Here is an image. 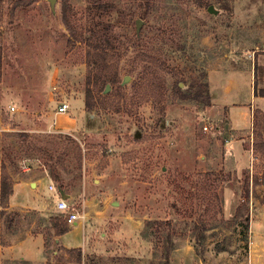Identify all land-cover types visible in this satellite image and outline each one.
I'll return each mask as SVG.
<instances>
[{
	"label": "rangeland",
	"instance_id": "obj_1",
	"mask_svg": "<svg viewBox=\"0 0 264 264\" xmlns=\"http://www.w3.org/2000/svg\"><path fill=\"white\" fill-rule=\"evenodd\" d=\"M0 60V166L55 186L0 211V264H166L167 230L169 264H264V0H0ZM63 193L88 219L141 220L144 249L75 261L55 240ZM8 231L43 234L44 261Z\"/></svg>",
	"mask_w": 264,
	"mask_h": 264
},
{
	"label": "crops",
	"instance_id": "obj_2",
	"mask_svg": "<svg viewBox=\"0 0 264 264\" xmlns=\"http://www.w3.org/2000/svg\"><path fill=\"white\" fill-rule=\"evenodd\" d=\"M12 175V174H11ZM14 187L13 193L10 197V204L7 207L9 210H13L16 207V202L14 199L17 197L22 199V202H25L30 194H37L41 191L43 187L48 185L49 187V179L44 177H36L29 175L27 171L24 172L21 177H13ZM0 188H1V166H0ZM50 189V188H49ZM1 196V190H0ZM63 198H65L69 203L72 198L70 194L63 193ZM60 199V198H59ZM58 199V200H59ZM69 199V200H68ZM2 207L0 205V211ZM79 211V210H78ZM81 217L74 221L72 225V230H77L80 226H84L85 232L83 235V239L81 240H73L70 238V232H66L61 235H56L55 240L59 242L65 248H82L84 254L91 253L92 251H104L111 248H114V244L116 241H121L120 245L123 246L124 249L129 248L131 243L129 238H133L135 249H144L143 244L145 241L141 239L142 237V221L141 220H131L129 217H119V223L111 222L116 220L114 217H107L103 213L94 214L92 219H88L87 210L85 212L79 211ZM66 214V213H65ZM122 218H126V222L122 220ZM71 230V229H70ZM7 235L10 239L16 238V243L10 244V250L14 251V256L27 260L29 262H42L45 258V250H44V236L40 232L33 233V231H29V233L17 234L16 232H7ZM33 243L35 249L37 251H33L29 248H26V245L29 247L31 244H27L28 242ZM118 241L116 244H118ZM147 243V242H146ZM119 249V248H118ZM107 253V252H106Z\"/></svg>",
	"mask_w": 264,
	"mask_h": 264
},
{
	"label": "trees",
	"instance_id": "obj_3",
	"mask_svg": "<svg viewBox=\"0 0 264 264\" xmlns=\"http://www.w3.org/2000/svg\"><path fill=\"white\" fill-rule=\"evenodd\" d=\"M106 51L107 50L102 48V46H95L94 52L89 51V55H90L89 62H90L92 69L96 68V72L99 76H101V78L103 79V82L104 81L105 82L106 81L116 82L117 77H118L117 73H115L114 75L108 76V74L103 75L101 72L103 70L102 67L104 68L106 66L105 63H107L106 58H107L108 53ZM177 88H178V91H180V93H178L179 96L185 93V92H182V89L179 87V85H177ZM91 94H92L91 89H88V93H87L88 104L90 103L89 100H90ZM206 99L209 100L210 97L206 95ZM13 187H14V182H13L12 175L8 171L6 161L3 160L1 162V188H0L1 190L0 205L2 207L1 209L2 214L5 213V210L9 206L10 197L13 193ZM53 223H54L56 235L64 234L70 229L69 223L67 222L65 218L64 219L55 218L53 219ZM150 224H151L150 220H147V223H146L147 229L143 232L144 237L149 238V235H152V232L149 230V227H151ZM153 231H155L153 233H156V230H153ZM164 239H165V244L163 246V252H162L161 257L165 260L166 264H169L171 252L177 248V244L173 240L172 233L168 230L166 231ZM64 249L68 254L75 256V261L83 262V257L85 255L83 254L82 248H64ZM156 249H158L157 245H156ZM85 257L87 258L88 255H86Z\"/></svg>",
	"mask_w": 264,
	"mask_h": 264
},
{
	"label": "built area",
	"instance_id": "obj_4",
	"mask_svg": "<svg viewBox=\"0 0 264 264\" xmlns=\"http://www.w3.org/2000/svg\"><path fill=\"white\" fill-rule=\"evenodd\" d=\"M70 104L67 102L61 103V105L58 108V112L60 113H66L69 110ZM208 125H205L204 128L207 130ZM50 189H55V186L53 184L49 185ZM57 208L59 210H62L65 212V219L69 224H73L74 221L78 220L81 215L78 209L70 204L65 198L60 197V199L57 201Z\"/></svg>",
	"mask_w": 264,
	"mask_h": 264
},
{
	"label": "water",
	"instance_id": "obj_5",
	"mask_svg": "<svg viewBox=\"0 0 264 264\" xmlns=\"http://www.w3.org/2000/svg\"><path fill=\"white\" fill-rule=\"evenodd\" d=\"M50 1H51V3L54 2V0H50ZM208 10H209L210 12H212V13H216V11H217V10H215L214 5H210V6L208 7ZM136 24H137V27H138V29H139L140 26L142 25V19H137ZM127 79H128V78H127ZM106 87H107L106 90H108V89L110 88V84H107Z\"/></svg>",
	"mask_w": 264,
	"mask_h": 264
}]
</instances>
